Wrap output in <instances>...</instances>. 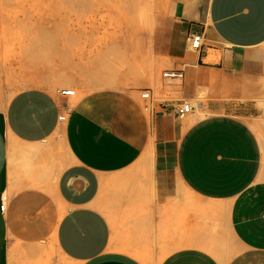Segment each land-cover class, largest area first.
I'll use <instances>...</instances> for the list:
<instances>
[{
  "label": "crops",
  "instance_id": "crops-1",
  "mask_svg": "<svg viewBox=\"0 0 264 264\" xmlns=\"http://www.w3.org/2000/svg\"><path fill=\"white\" fill-rule=\"evenodd\" d=\"M147 53L0 86V264H264V0H173Z\"/></svg>",
  "mask_w": 264,
  "mask_h": 264
},
{
  "label": "rangeland",
  "instance_id": "rangeland-1",
  "mask_svg": "<svg viewBox=\"0 0 264 264\" xmlns=\"http://www.w3.org/2000/svg\"><path fill=\"white\" fill-rule=\"evenodd\" d=\"M172 2L0 0V86L19 88L30 74L56 78L72 66L75 56L82 62L92 57L108 73L129 68L134 74L146 66L136 57L151 55L147 51L151 52L154 26L168 27ZM58 87L78 91L70 84ZM252 97L264 110V81ZM256 119L264 121V112Z\"/></svg>",
  "mask_w": 264,
  "mask_h": 264
},
{
  "label": "built area",
  "instance_id": "built-area-1",
  "mask_svg": "<svg viewBox=\"0 0 264 264\" xmlns=\"http://www.w3.org/2000/svg\"><path fill=\"white\" fill-rule=\"evenodd\" d=\"M186 41H187L188 49L193 50V51H199L203 44V34L202 32L192 31L187 35ZM163 75L170 77V78H176V77H181L182 72L177 71V70H167L163 72ZM59 92L62 94H72L73 89L72 88H60ZM140 96L142 98H148L149 91L147 89L142 90L140 92ZM191 108H192V104L190 102L182 101L176 106V112L178 114L187 113L188 111L191 110ZM59 117L63 118V115H60Z\"/></svg>",
  "mask_w": 264,
  "mask_h": 264
}]
</instances>
